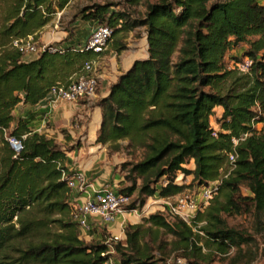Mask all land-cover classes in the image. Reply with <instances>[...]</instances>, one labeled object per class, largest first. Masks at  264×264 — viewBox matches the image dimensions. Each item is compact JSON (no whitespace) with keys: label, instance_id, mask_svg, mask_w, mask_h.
<instances>
[{"label":"trees","instance_id":"obj_1","mask_svg":"<svg viewBox=\"0 0 264 264\" xmlns=\"http://www.w3.org/2000/svg\"><path fill=\"white\" fill-rule=\"evenodd\" d=\"M74 1L0 0V264H103L109 247L116 264H213L231 251L230 264L254 262L252 236L229 227L224 216L260 222L264 213V0H129L144 6L134 20L112 4L94 3L71 18L70 25L80 19L107 26L112 36L136 29L146 35L147 57L135 60L96 104L95 144L129 158L117 190L130 198L125 209L141 212L149 198L219 183L203 209L196 202L189 224L164 207L127 224L124 240L110 242L106 235L80 238L72 215L76 192L67 182L72 149L22 120L12 127L17 105L39 104L99 56L66 48L24 62L12 46L36 39ZM243 60L251 63L245 72L237 68ZM9 138L20 143L19 152ZM178 175L190 184L176 183Z\"/></svg>","mask_w":264,"mask_h":264},{"label":"rangeland","instance_id":"obj_2","mask_svg":"<svg viewBox=\"0 0 264 264\" xmlns=\"http://www.w3.org/2000/svg\"><path fill=\"white\" fill-rule=\"evenodd\" d=\"M94 3L102 4V3H109L112 4L111 10L124 12L128 15L130 20L140 19L144 14V6L139 4H131L129 0H76L70 4V6L62 13V18L60 19L59 29H67L69 32L72 30V26L69 24L71 18L78 14L79 10L84 6H88ZM57 18H60L57 16ZM1 23V20H0ZM87 23L85 21H81L77 19L73 25L76 29L75 34L73 35V40L80 49H83L85 41L88 37V30H87ZM143 29H136L130 32H122L118 33L111 37V40L107 44L105 51L93 59L91 62L96 71V75H106L108 80H110L111 76H117L119 73H124V71L128 68L129 64L132 62L134 58L137 59H144L147 57V44L143 39ZM48 44V43H47ZM50 46V45H49ZM242 51V48L236 49L232 52L233 55H239ZM135 54V55H134ZM135 56V57H134ZM238 64L241 67L244 64ZM233 63L229 62V66H232ZM98 90V89H97ZM97 94V91H96ZM96 98V97H95ZM92 99L91 101L86 104V106L81 109L79 112V117L77 119L71 120V125L75 127L74 129H65L63 130L61 136L63 141H65L63 148L72 149L70 154H73V151H78V155H72L73 161V169L72 172H80L82 173L87 180L94 179L95 176H101L104 172L105 167L112 165L113 170H118L121 173V164L129 158H127L123 152L117 154H109L107 147H104L107 151V157H101V159H91L90 156H86L88 154L89 147H94V144H91V128L93 126V118L95 115L94 106L100 101L96 99ZM221 113L214 112V115L211 118L210 126L218 130L219 127L216 125L215 120ZM68 130L74 132L72 135L68 134ZM96 152V151H94ZM115 156V157H114ZM94 160V161H93ZM108 162V164H107ZM92 166V169H91ZM75 168V169H74ZM186 168H191L190 165L186 166ZM86 171L89 172V176L86 177ZM122 175V174H121ZM184 182V184L189 185L191 182L190 177H186L182 179L181 175H178L176 178V183ZM126 185V184H125ZM108 188L114 191V188L108 185ZM118 190V189H117ZM185 191H189L190 195L193 199L200 203L202 202V191L203 188L197 190V188L190 187V189H186ZM117 192V191H116ZM80 194L82 192H79ZM78 193V194H79ZM245 193V191H244ZM161 202L160 198H152L148 200V203L151 207H157L153 210L157 211H164L165 212V205L164 203L160 204L157 202ZM75 204V202H74ZM77 205V204H75ZM207 205L206 202L200 207L203 209ZM158 207H162L158 208ZM130 215V214H126ZM133 215V214H132ZM134 216V215H133ZM136 216V215H135ZM170 216V215H169ZM226 222L229 227H232L238 231H242L249 236H252V249L256 253V259L251 264H264V213H262L260 217V222H257L252 215H239V216H224ZM170 218V217H169ZM81 232V230H80ZM82 237L80 233V238ZM83 239V238H81ZM234 251L229 253V256L225 259L218 260L213 264H230L233 256Z\"/></svg>","mask_w":264,"mask_h":264},{"label":"crops","instance_id":"obj_3","mask_svg":"<svg viewBox=\"0 0 264 264\" xmlns=\"http://www.w3.org/2000/svg\"><path fill=\"white\" fill-rule=\"evenodd\" d=\"M63 12L57 13L54 16V18L38 33L36 41L41 45H50L57 49L64 50L66 48H76L78 50H81L80 47H78V45L74 43V40L72 38L76 31L74 25H71L72 26L71 36H68V33L65 31V29L58 28L59 23H60V18ZM57 16L60 18H57ZM86 26L88 30V37L85 41V44L91 32L97 27V24L94 22H88ZM143 39L146 43V35L144 32H143ZM37 58L38 56H32V55L26 56V57H23V61L30 62ZM135 60H139V59L134 58L132 62L129 64L128 68L124 72H126L131 67L132 63ZM120 75L121 73H119L117 76H111L110 80H108L106 75H103V74L97 76L98 78L97 89L98 90L95 96L96 98L94 97L96 99L95 101L105 98L108 95L110 86L116 82L117 78ZM88 102L89 101H86V100H79L74 103L64 102L60 100L54 101L52 97L48 95L45 100L41 101L39 104L35 106L19 104L14 108L13 113H12L13 118H14L12 127H14L19 120H22L26 123L30 131L44 134L48 138H53L60 146H64L65 141H63L62 136H61L63 130L67 128L68 129L75 128L73 127V125H71V120L74 118L77 119L79 117V112H81V109H83L86 106V104H88ZM93 109H95V115L93 118L94 120L92 121L93 126L91 128L92 135L90 138V141H91L90 143L95 145L97 131H98V128L101 122V110L97 106H94ZM216 111L217 113L222 112L220 108H217ZM257 128H260V125L257 126ZM74 132H71L68 130V134L72 135ZM88 150L89 151L86 156L91 155L89 157L91 159L95 158L98 160V159H101V157L103 158L107 157V154H106L107 151L102 146L95 145L94 147H91V148L89 147ZM75 154L78 155V151L76 150L73 151L72 155L74 156ZM72 155L70 154V152L67 154V157L69 160V162L67 163V167L70 173H73L72 169L74 167L72 164L73 163L72 157H71ZM91 169H92V166H91ZM87 176H89L88 171H86V177ZM121 181H122L121 173L118 170H113L112 165L108 164V166L105 167L104 172L101 176L97 175L94 177V179L87 180V183H88L87 187L84 189V191L81 194L79 192L75 193L74 202L77 205H81L93 195V192H92L93 190H97L98 188L102 186L108 187L109 185L112 188H114V191L116 192L117 189L119 188L118 184ZM154 198H157V197H154ZM151 199L152 198H149L148 200H151ZM148 200H147L145 207L139 214H137L136 216L135 215L133 216L132 214L131 215H119L117 216V218L112 224L107 225L103 223L100 220V218H89L88 224L90 228L86 232L81 230L80 232L82 235L81 238H83L86 242H89L92 240H99L103 235H106L109 237H116L118 240H124L125 236H124L123 229L127 224H137L140 222L142 218L147 217L148 215L156 212V210H153V209L157 207H151L150 204L148 203ZM165 201L166 199H161V202L159 201L157 203L162 204V203H165ZM158 208L162 209V207H158Z\"/></svg>","mask_w":264,"mask_h":264},{"label":"built area","instance_id":"obj_4","mask_svg":"<svg viewBox=\"0 0 264 264\" xmlns=\"http://www.w3.org/2000/svg\"><path fill=\"white\" fill-rule=\"evenodd\" d=\"M111 37L112 30L110 28L107 26H97L89 35L83 50L100 55L105 51ZM12 46L17 49L23 57L31 55L39 56L45 51L52 53L63 51L62 49H57L49 45L39 44L34 36H28L22 40H14ZM250 65V61L245 60L244 64L241 67L237 65V68L245 72ZM82 71V74L72 80L68 85L52 88L48 95L51 96L54 101L60 100L70 103L79 100H92L96 96L98 87V78L93 63L91 61L85 62ZM213 135L215 136V133H213ZM8 141L16 152L21 150V145L17 140L9 138ZM234 144H236V141H234ZM229 161L231 163L234 162L233 155L229 156ZM67 182L68 187L75 192H83L88 184L87 179L80 172L70 173ZM218 185L219 183L215 182L203 188L201 193L203 204L204 202L207 203L216 193ZM92 192L93 195L90 198L81 205H74L73 209V219L79 225L80 230L84 232L88 231L90 228L88 224L89 218H100L103 223L108 225L112 224L119 215H137L140 213L137 209L126 210L125 207L129 205L130 198L110 190L107 186H102ZM164 205L168 215L171 217H178L187 224L193 219L197 209L196 201L190 195L189 191H184L175 197L166 199ZM116 240H118L116 237H110L107 242ZM112 255L113 249L109 247V251L103 254V256H108V259L105 260L103 264H116L115 259L111 257ZM175 264H185V262L181 259H177Z\"/></svg>","mask_w":264,"mask_h":264},{"label":"water","instance_id":"obj_5","mask_svg":"<svg viewBox=\"0 0 264 264\" xmlns=\"http://www.w3.org/2000/svg\"><path fill=\"white\" fill-rule=\"evenodd\" d=\"M40 55H42V54H40Z\"/></svg>","mask_w":264,"mask_h":264}]
</instances>
